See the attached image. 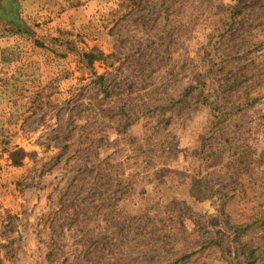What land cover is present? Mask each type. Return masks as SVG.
<instances>
[{
	"label": "rangeland",
	"instance_id": "374dc122",
	"mask_svg": "<svg viewBox=\"0 0 264 264\" xmlns=\"http://www.w3.org/2000/svg\"><path fill=\"white\" fill-rule=\"evenodd\" d=\"M0 264H264V0H0Z\"/></svg>",
	"mask_w": 264,
	"mask_h": 264
}]
</instances>
